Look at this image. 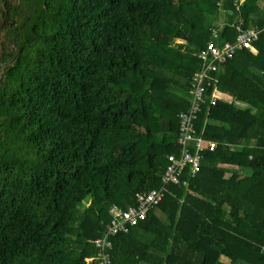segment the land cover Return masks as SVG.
I'll return each instance as SVG.
<instances>
[{
    "label": "trees",
    "instance_id": "1",
    "mask_svg": "<svg viewBox=\"0 0 264 264\" xmlns=\"http://www.w3.org/2000/svg\"><path fill=\"white\" fill-rule=\"evenodd\" d=\"M261 3L0 0V264H87L109 209L161 185L198 51L264 27ZM210 75L195 130L216 147L111 238L113 264H264V31Z\"/></svg>",
    "mask_w": 264,
    "mask_h": 264
},
{
    "label": "built area",
    "instance_id": "2",
    "mask_svg": "<svg viewBox=\"0 0 264 264\" xmlns=\"http://www.w3.org/2000/svg\"><path fill=\"white\" fill-rule=\"evenodd\" d=\"M241 24V19L234 24L239 33L233 42L226 41L222 45H217L214 40H209L198 51L197 57L200 60V66L190 78L189 105L186 110L178 113V136L176 140L178 152L176 155L167 156V166L160 178L161 185L146 193H136L135 205L126 209L114 205L109 209L110 222L106 225L103 234L91 241L97 251L95 256L85 258L87 264L93 260L96 264H113L110 256L111 238L120 233L128 232L133 226L144 220L148 211L158 205L165 191H167V186L178 184L185 169H188L191 175L198 172L203 150L207 148L212 151L216 147V141L205 139L201 134H196L195 121L201 111L202 104L205 102L206 90L211 85L210 74L216 71L220 64L231 59L237 49L252 47L259 34L264 31V27L259 28L257 26L243 30ZM211 32L216 37L217 29H212ZM217 100L219 98L216 96V88L213 87L210 104H215Z\"/></svg>",
    "mask_w": 264,
    "mask_h": 264
},
{
    "label": "rangeland",
    "instance_id": "3",
    "mask_svg": "<svg viewBox=\"0 0 264 264\" xmlns=\"http://www.w3.org/2000/svg\"><path fill=\"white\" fill-rule=\"evenodd\" d=\"M261 8H262V10L264 11V4H263V3H261ZM219 11H220V15L218 16L217 24H218V25H219V24L222 25V24H223V14H222V12H221L220 9H219ZM208 21H209V23H211V24H212V23H215V17H214V15L210 16V18H209ZM0 36H3V32L1 33ZM176 41L180 42L181 40H180V39H176ZM3 43H4V45H3ZM9 48H10V44H9L7 41L3 40V37H1V39H0V52H1V51L7 52V51L9 50ZM3 65H4V63H1V64H0L1 67H3ZM219 92H221V91H219ZM239 105H240V106H243L244 104L239 103ZM156 213L159 214V215L163 218V215H161V213H160L159 211H156ZM221 259H222L223 261H229V259H228V258L225 259V257H221Z\"/></svg>",
    "mask_w": 264,
    "mask_h": 264
},
{
    "label": "crops",
    "instance_id": "4",
    "mask_svg": "<svg viewBox=\"0 0 264 264\" xmlns=\"http://www.w3.org/2000/svg\"><path fill=\"white\" fill-rule=\"evenodd\" d=\"M216 96L219 98V99H222V100H225V101H231V96L227 93H224V92H219L217 89H216ZM221 257H225V259L227 258L226 256L222 255ZM220 257V258H221ZM222 260V259H221ZM223 261V260H222ZM224 262H228V261H224Z\"/></svg>",
    "mask_w": 264,
    "mask_h": 264
}]
</instances>
